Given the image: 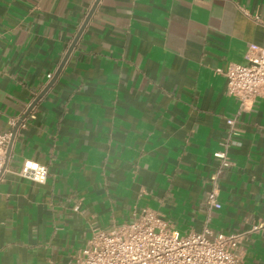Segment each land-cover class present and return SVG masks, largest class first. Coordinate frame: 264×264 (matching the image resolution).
<instances>
[{
	"label": "crops",
	"instance_id": "obj_1",
	"mask_svg": "<svg viewBox=\"0 0 264 264\" xmlns=\"http://www.w3.org/2000/svg\"><path fill=\"white\" fill-rule=\"evenodd\" d=\"M95 1L0 0V132H14L0 177V264H77L93 232L143 207L180 235L264 221V97L241 109L224 75L263 45L252 16L264 19V0H98L34 117L17 126ZM227 118L237 135L220 208L209 209ZM24 160L46 166L44 183L17 174ZM238 253L264 264V226Z\"/></svg>",
	"mask_w": 264,
	"mask_h": 264
},
{
	"label": "built area",
	"instance_id": "obj_2",
	"mask_svg": "<svg viewBox=\"0 0 264 264\" xmlns=\"http://www.w3.org/2000/svg\"><path fill=\"white\" fill-rule=\"evenodd\" d=\"M247 14L246 10L242 9ZM264 29V19L252 16ZM245 64H229L224 72L226 94L238 100L243 109L256 97H264V43L251 47L246 52ZM47 79L51 74L46 75ZM33 109V108H32ZM32 109L28 116L33 118ZM26 115V116H27ZM25 116V117H26ZM24 117V118H25ZM235 120L227 118L228 137L222 142L223 149L214 153L219 165L210 176L211 190L205 195L209 209H219L218 177L231 161L227 147L237 135ZM14 126L15 121H10ZM12 135L11 129L0 132V177L5 170L7 147ZM17 174L37 183H44L47 177L45 165L24 160ZM77 209V207H75ZM264 221L253 225L249 231L230 233L213 232L204 226L200 232L180 235L156 211L143 207L134 212L128 222L113 225L108 230L93 232L76 257L77 264H242L238 249L249 232H256Z\"/></svg>",
	"mask_w": 264,
	"mask_h": 264
},
{
	"label": "water",
	"instance_id": "obj_3",
	"mask_svg": "<svg viewBox=\"0 0 264 264\" xmlns=\"http://www.w3.org/2000/svg\"><path fill=\"white\" fill-rule=\"evenodd\" d=\"M97 2H98V0L95 1L93 7L90 9V11H89V13H88L86 19L84 20V22H83V24L81 25V27H80V29H79V31H78L76 37L74 38L73 43H72L71 46L68 48V50H67V52H66V54H65V56H64V58H63V60H62V63H61V65L59 66V68H58V70H57L55 76L53 77V79H52L51 81H49V83L45 86V88L42 90V92H41V93H40V94H39V95H38V96L32 101V103L29 105V107H28V108L26 109V111L23 113V115H22V117L20 118V120L17 122V126H18V124L20 123V121H21V120H22V119L28 114V112H30V110L35 106L36 102H37L38 99L42 96V94L46 91V89L52 84L54 78L56 77V75H57L58 72L60 71V69H61L63 63L65 62V60H66L68 54L70 53L72 47L74 46V44H75V42L77 41L79 35L81 34V32H82V30H83V28H84L86 22L88 21L90 15L92 14V12H93V10H94V6L97 4ZM13 136H14V132L12 131V135H11V138H10V141H9V144H8V147H7V152H6V160H5L6 162H7V160H8V155H9L10 146H11V142H12V138H13ZM6 162H5V165H6Z\"/></svg>",
	"mask_w": 264,
	"mask_h": 264
}]
</instances>
